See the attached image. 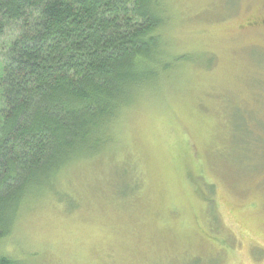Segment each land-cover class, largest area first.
<instances>
[{
    "label": "rangeland",
    "instance_id": "obj_1",
    "mask_svg": "<svg viewBox=\"0 0 264 264\" xmlns=\"http://www.w3.org/2000/svg\"><path fill=\"white\" fill-rule=\"evenodd\" d=\"M165 2L186 60L124 114L118 144L25 203L0 256L264 264V0Z\"/></svg>",
    "mask_w": 264,
    "mask_h": 264
},
{
    "label": "trees",
    "instance_id": "obj_2",
    "mask_svg": "<svg viewBox=\"0 0 264 264\" xmlns=\"http://www.w3.org/2000/svg\"><path fill=\"white\" fill-rule=\"evenodd\" d=\"M170 18L165 0H0V240L68 166L118 144L124 114L186 60Z\"/></svg>",
    "mask_w": 264,
    "mask_h": 264
},
{
    "label": "flooded vegetation",
    "instance_id": "obj_3",
    "mask_svg": "<svg viewBox=\"0 0 264 264\" xmlns=\"http://www.w3.org/2000/svg\"><path fill=\"white\" fill-rule=\"evenodd\" d=\"M252 25H253V24H252ZM254 25H256V24H254ZM261 25H264V21L261 22Z\"/></svg>",
    "mask_w": 264,
    "mask_h": 264
}]
</instances>
